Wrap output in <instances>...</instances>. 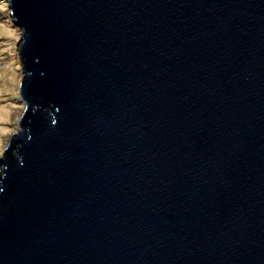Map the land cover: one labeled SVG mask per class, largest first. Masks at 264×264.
<instances>
[{"label": "water", "instance_id": "1", "mask_svg": "<svg viewBox=\"0 0 264 264\" xmlns=\"http://www.w3.org/2000/svg\"><path fill=\"white\" fill-rule=\"evenodd\" d=\"M17 11L24 94L62 111L27 114L0 264H264V0Z\"/></svg>", "mask_w": 264, "mask_h": 264}, {"label": "clouds", "instance_id": "2", "mask_svg": "<svg viewBox=\"0 0 264 264\" xmlns=\"http://www.w3.org/2000/svg\"><path fill=\"white\" fill-rule=\"evenodd\" d=\"M31 35L28 26L20 20L17 0H0V195L6 190L12 162L15 161L17 168L26 163L22 152L24 141L18 138L33 139L32 116L27 114L42 112L49 128H54L62 111L55 101L45 105L24 94V85L33 76L25 57ZM39 59L35 57V61ZM44 74L41 70L40 75Z\"/></svg>", "mask_w": 264, "mask_h": 264}]
</instances>
